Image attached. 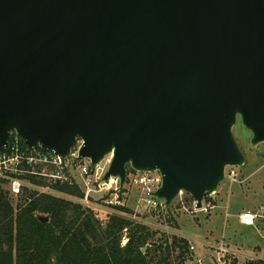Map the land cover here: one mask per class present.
Segmentation results:
<instances>
[{"label": "water", "instance_id": "1", "mask_svg": "<svg viewBox=\"0 0 264 264\" xmlns=\"http://www.w3.org/2000/svg\"><path fill=\"white\" fill-rule=\"evenodd\" d=\"M238 118L264 143V0H0V151L79 142L120 192L158 171L166 208L198 210L245 163Z\"/></svg>", "mask_w": 264, "mask_h": 264}, {"label": "trees", "instance_id": "2", "mask_svg": "<svg viewBox=\"0 0 264 264\" xmlns=\"http://www.w3.org/2000/svg\"><path fill=\"white\" fill-rule=\"evenodd\" d=\"M51 186L70 196L83 195L77 183ZM204 199L215 205L208 194ZM155 235L127 217L109 215L102 223L93 209L55 194L23 187L13 197L0 180V264H184L189 258L186 237ZM241 264H264V259Z\"/></svg>", "mask_w": 264, "mask_h": 264}, {"label": "rangeland", "instance_id": "3", "mask_svg": "<svg viewBox=\"0 0 264 264\" xmlns=\"http://www.w3.org/2000/svg\"><path fill=\"white\" fill-rule=\"evenodd\" d=\"M236 121L232 131L245 163L225 168V178L211 198L215 201L214 207L210 200H205L202 209L194 210L192 198L187 194L182 201L175 199L168 208L149 211L138 207L140 189L128 180L124 193L120 195V204H107L112 196L102 193L91 196L88 208L93 209L102 223L107 221L109 215H118L147 225L156 232L155 238L163 235L186 237L194 250L189 249V258L184 264H241L254 258L264 259V143L258 144L256 149L250 147V133L239 118ZM231 169L236 175L233 183L228 176ZM70 170L69 174L72 175L74 171ZM39 185L49 186V194L79 202V197L57 191L46 179ZM244 210L259 215L253 226L237 223L235 215ZM125 242L124 236L122 243ZM220 242H227L229 249L219 250L217 244Z\"/></svg>", "mask_w": 264, "mask_h": 264}, {"label": "built area", "instance_id": "4", "mask_svg": "<svg viewBox=\"0 0 264 264\" xmlns=\"http://www.w3.org/2000/svg\"><path fill=\"white\" fill-rule=\"evenodd\" d=\"M76 143L72 147L70 155L67 158H61L53 151H43L40 148L28 149L23 144L22 139L13 133L8 140L9 147H3L0 151V180L7 182L10 193L16 196L23 187L37 192L40 191V193H48L49 186L43 187L37 183L34 184L30 180L42 181L46 179L50 185L54 182L69 185L77 183L83 193L82 197L79 198V203L86 207L92 201L91 196L102 193H109L112 196L107 204H120L122 192L119 191V179L111 176L106 181L102 179L110 163V155H106L101 163L91 169L89 160L78 158L77 152L80 143ZM69 168L74 171L72 175L69 174ZM228 176L231 183H233L236 177L234 170H229ZM126 178L127 181L133 182L140 189L138 207L141 206L149 211H161L166 208L164 200H159L153 195L162 180L158 171L139 173L128 170ZM213 195L208 194V197L212 198ZM185 196H187V193L181 190L177 199L182 201ZM194 206L195 203L193 202V208L196 210ZM258 216L254 211L244 210L238 214L237 219L239 224L243 226H253ZM217 247L221 251L225 249L221 243L217 244ZM188 249L194 250V246L190 242H188Z\"/></svg>", "mask_w": 264, "mask_h": 264}, {"label": "crops", "instance_id": "5", "mask_svg": "<svg viewBox=\"0 0 264 264\" xmlns=\"http://www.w3.org/2000/svg\"><path fill=\"white\" fill-rule=\"evenodd\" d=\"M213 207H214V206H213ZM240 212H242V211L237 212V214L235 215L237 221H238L237 216H238V214H239ZM226 215H227V214H226ZM226 221H227V223H229L228 220H226ZM237 223L239 224V222H237ZM239 225H241V224H239ZM241 226H243V225H241ZM227 238H229V237H227ZM220 243H221V245L225 248L224 251H227V250L229 249V248H228V243H227V242H225L224 244H223L222 242H220Z\"/></svg>", "mask_w": 264, "mask_h": 264}]
</instances>
